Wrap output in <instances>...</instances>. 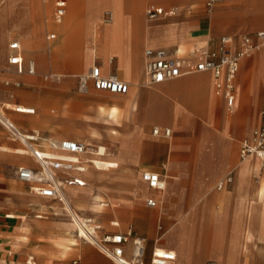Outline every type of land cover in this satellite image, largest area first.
I'll list each match as a JSON object with an SVG mask.
<instances>
[{"label": "crops", "instance_id": "crops-1", "mask_svg": "<svg viewBox=\"0 0 264 264\" xmlns=\"http://www.w3.org/2000/svg\"><path fill=\"white\" fill-rule=\"evenodd\" d=\"M206 2L207 0H151V5L171 8L174 12L168 16L156 18L151 24L148 38L146 37V33L142 32L139 37L134 39V46L130 51L128 48L123 47V45H116L114 47H103L102 45L103 59L97 55L98 57L94 61L91 45L93 43L96 45L100 43L98 29L96 30L95 27H93L92 40L89 43L90 61L88 69L91 65L97 63L101 66L103 74L116 73L122 80L128 82V92L120 95H126L130 91H134L139 95V100L144 110L141 106L137 108L138 120L133 124L134 127H142L144 133L151 136L148 127L151 123L156 124V122H151L149 118L156 119V116L152 115L155 111H162L164 114L161 119L164 124L162 126L156 124L154 127H159L161 134L157 136L164 137L165 140L151 136L149 146L142 147L143 145L137 136H132L129 139L126 138V140L123 139L121 144L116 139L118 149L121 147V150L115 170L101 171L90 167L85 171L82 168L80 171H74L73 174L82 178L85 184L83 186H67H76L78 192L75 195H79L84 199L88 198L93 203L97 200L116 202V206L109 204L104 206L100 211L89 210L87 212H90L93 215L90 217L93 218L101 215L104 217V215L106 216L105 211L107 209L118 208L116 213L118 221L113 220L117 225H113L112 221L108 223L109 218H105L103 222L107 229L104 230V227L101 225V231L126 232L131 228L134 237L139 236L144 239L143 264H151L152 252L157 247L175 252V260L168 264H207L210 260H214L216 264H219L215 259L217 257V250L214 248L211 234L197 232L199 228H196V226H200V229H203V226L208 224L203 217L195 213L197 205L207 204L212 197L213 204L218 213L217 217L220 218L227 207H232L236 203L235 194L240 189L241 192L250 198V206L264 207V167H261L260 159L255 155L243 161L240 159L241 141L249 138L252 131L262 124L261 107L264 105V47L252 51L240 60L241 64L244 58L251 57L255 51H259L261 54L255 56L254 66L251 64V68L254 69V75L250 81L243 85V90L239 92V96L237 97L239 65L235 79V102L231 109L228 108L223 97L215 94L212 73L210 71H203V73H210V82L213 95L216 98V105L218 104V100H221L224 106L223 110L236 113V118L238 116L239 98L248 95L252 105H254L262 95L258 123L252 127L246 136L239 140L237 156L233 152L225 154L219 151H215L213 155L197 154L193 153V151L192 153H184L186 148L182 142H185L191 136L188 132L176 134V131L178 129L182 130L184 127L186 129L189 128L192 120H196L200 124L202 123L198 117L190 118L188 115H186L188 120L184 122L183 127L176 128L173 132L178 139L176 142L181 146L171 154L166 139L172 137V128L167 124L168 118L166 113L172 107V98L166 93H156L154 90L143 85L146 83L144 50L148 47L164 48L173 56L188 57L189 55L186 54H177L179 45L192 46L193 49L205 46L211 50H216L220 44V37L229 35L233 38V42L228 45V49L230 52H235L239 49L240 39L244 35L250 36L254 43L259 42L255 34L257 31L264 29V0H223L215 2L210 9L207 8ZM51 3L54 10L53 0H51ZM140 3L142 12V9L148 3L147 0H141ZM68 6L69 0H67L66 14L59 23L53 20L52 10L50 22L57 25L61 24L68 13ZM108 8L114 12V20L109 24L103 23V25L114 23L116 18L114 7L109 6ZM105 10L101 14L102 21ZM152 20L154 19H149L146 16L145 21H142L146 24ZM120 23L110 28L109 32H118L120 31V27H122L121 34L123 35L126 26L123 23L120 26ZM45 29L46 41L51 42L57 39V32L49 28L46 20ZM50 32H55L56 38L48 40L47 35ZM184 34L188 36H183ZM37 36V32H33L31 38L34 39ZM15 39H18L20 42V51L24 63L29 59L35 61L36 74H29L27 72L17 73L15 67L8 63V56L7 59H0V102L4 100L2 103L14 102L22 104L34 111L32 113L18 112L8 108L6 109V115L7 110H10L8 112L10 117H8L21 132L37 133L40 136V140L36 143L37 147L40 150L52 153V155L66 157L68 154L52 150L49 147V138L57 140L69 138L84 142L89 146L85 140L71 137L72 135H76L75 132L62 134L57 129L76 128V120L78 118L77 99L83 97L91 100L90 97L85 95L94 96L96 95L95 91L104 90L90 89L88 93H80L77 90L76 78L80 73H56L60 72L61 65L64 63L58 57V54L61 52L54 55V59L49 51L37 50L32 52L33 56L40 63V70L42 72H39L36 59L24 56L20 41L22 38L19 36V38L15 37ZM146 42L151 43L147 45ZM45 54H49L51 59L54 60H50L46 71L47 64L45 65L43 61ZM245 64L250 65V59L244 60ZM48 72H52L58 75V77L60 76V79H44L42 75ZM197 73L182 75L173 80ZM61 76H72L76 79V84L73 85V81L70 78L62 82ZM53 81L62 82L57 87L67 90L73 89L75 93L56 94L52 90L54 85L51 83ZM94 101L96 108V104L100 102ZM122 101L123 99L119 101V105H121ZM100 104L106 106L112 105H107L109 103L106 102ZM66 105L68 107L65 108ZM214 107L210 110V113L213 112ZM224 123L228 124L231 122ZM87 126L88 124L86 125L83 121H80V125L78 126L85 129V135L88 131ZM91 127H93L92 124ZM224 127H227V125ZM166 128L171 129L169 137L163 134ZM211 128L216 129L214 127ZM204 132L205 130H203L202 126L201 135ZM105 137L108 138L106 134ZM196 140H194V144ZM162 143H166L168 146L166 156H163L162 159L159 158L158 163L150 162L151 157L155 158L156 155L160 157L161 151H159V145ZM19 146L24 147L17 138H14L0 124V264H116L94 244L76 239L73 235L75 229L71 217L57 203L59 199L38 195L31 189L29 183L17 178L16 169L19 166L36 167L37 165L29 153L17 152V147ZM93 156L92 160H95ZM138 156L144 158H141L137 162ZM81 162L78 160L79 166H83L84 162ZM166 163H171L169 172L172 178H169L167 175ZM146 170L155 171L165 178L166 186L163 191L150 188L142 179V172ZM229 173L232 174V182L220 190L217 189L216 183ZM142 183L146 189L143 188ZM67 187H65L63 196ZM200 187L203 189L201 191L205 196L203 195L204 198L196 204ZM212 188H214V193L206 194ZM119 190L122 191L121 195L118 194ZM165 191L164 197L163 193ZM70 194L73 193L70 192ZM148 198H153L155 205L148 206L146 204ZM60 201L62 202V200ZM49 213L52 215H49ZM58 214H66L68 217L57 216ZM108 224L112 228H108ZM257 232L259 236L264 237V229L260 227ZM231 253L233 251L227 248L229 258L231 257ZM132 255L133 245L130 239L125 244L124 256L127 259H131ZM218 255L220 256L219 251ZM254 264H264V254L257 253Z\"/></svg>", "mask_w": 264, "mask_h": 264}, {"label": "rangeland", "instance_id": "rangeland-1", "mask_svg": "<svg viewBox=\"0 0 264 264\" xmlns=\"http://www.w3.org/2000/svg\"><path fill=\"white\" fill-rule=\"evenodd\" d=\"M4 1L5 0H0V36H4L3 44L0 45L1 56H2L3 52H8V53L10 52L8 49V41L12 38H15V37L19 38V36H20L22 38V40H20L21 45H22V49L24 52V56L26 58H35L36 61L38 62V59L35 56H33V54H32V52L37 51V50L49 51V53L53 57V59L55 57L54 55H56L58 52H61L58 54V57H60L64 63H63V65H61V70H59L60 72H56L58 74L81 73V72H86L88 70V65H89V61H90L89 43L92 40L93 27H94L95 23H97V26H98V34H99V40H100V43H97L98 45H97V51L96 52H97L98 56L102 55V51H101L102 45H103V47H105V46L114 47L116 45H123V47L128 48L130 51L131 48L134 46V42H135L134 39L139 37V35L142 34V32L146 33L147 38L149 36V32L146 29V25L150 21L147 22L146 24H144L143 21H145V18H146L145 11H146L147 7L149 5H151V3L147 4L146 7H144L142 9V12H141V8H142L140 5L141 0H121L122 4L126 7L127 17L126 18L125 17L122 18V16L120 17L118 11L114 8L116 18H115L114 23H112L110 25H103V21L101 19V14H102V11L104 9H110L108 7L112 6L111 5L112 0H107L106 4L101 8L99 15L94 20L95 23H94V21H91L90 25L84 26L83 17H82L83 15L81 14L82 12H79V9H77L74 12L70 11V14L67 13V19L66 20H68V21H66V25L64 26L65 37L63 35L62 26H60L59 24L57 25V24H53V23L48 25L49 28L54 29L58 34L57 35L58 40L56 39V40H53L51 42H48L45 40V38H46L45 37V34H46L45 20L47 18L48 19L51 18V14H52V10H53L51 0H48L49 4H50V11H49L48 15L45 16L43 10H41L42 14L37 18V24L40 27L35 26V25L33 26V24L31 25V23H30L29 25L27 24L26 26H24L22 28L19 24L14 23L15 22L14 20L16 19V17H12V14L10 15V13H8V10L5 9V6L3 5ZM9 1L11 2L12 6L16 7L18 0H9ZM27 5H28V7L30 5L28 3V1L23 3L22 6L27 7ZM28 7H27V9H28ZM167 9H171V8H167ZM70 17H71V20H70ZM141 17H142V19H141ZM154 20H156V19H154ZM154 20H152V21H154ZM119 22H121L120 26L122 23L124 24V26H126L125 31L123 32V35L121 34L122 27H120V31L110 33L109 29L112 28L113 26L117 25ZM38 30H39V33L37 34L38 36L36 38L32 39L31 36L33 35V32L36 33V31H38ZM191 47L192 46L187 47L186 50L188 51L189 48H191ZM85 54H86V58H85ZM256 55H261V54L259 51H255L251 57H246L241 61L240 69H239L238 76H237V90H236L237 91V97L239 96V92L241 90H243V85L246 84L248 81H250L254 75V69L251 68V64L254 66V58ZM74 58L80 59V61L82 62L81 65L75 66L72 62H70L71 60L73 61ZM1 59H3V58H1ZM4 59H6V58H4ZM53 59H51L49 54L44 55L43 61H44L45 65L47 64L45 71L48 69L50 60H53ZM247 59H250V65L249 64L244 65V60H247ZM84 63H85V66L83 67ZM54 70L56 71V69H54ZM38 71L42 72L40 70V63L39 62H38ZM202 73L203 72H198L197 74H202ZM188 77L189 76L184 77V78H180V79H176V80H173L170 82H158V83H146V84H144V86H149V89L154 90L156 93H166V94L170 95L172 98V107L170 109L172 111V113H171V116L169 117V122H167L169 127L172 128V137L166 139L167 143L169 144L170 153L173 154V150L176 148V146H179V147L181 146L180 144L178 145V143L176 142V140H178V139H177L175 133H173V132L176 130V128H181L184 125L183 121L185 122L188 120L185 117L186 115H188V117H190V118L195 117V116L198 117L200 119V121L203 123V125H202V123L201 124L198 123L196 120H192L189 128L186 129V127H184L182 130L178 129L176 131V134H185L188 132L191 136V138L187 139L185 142H182V144H184L185 148H186V151L184 153H192V151H193V153H197V154L201 153V154L213 155V153L215 151H219V152L225 153V154H228L227 151H230L229 153L233 152L237 156L238 147H239V140L242 139L244 136H246L249 133V131L252 129V127L258 123L259 108H260V104H261V100H262V95H261V97H259V100L254 105H252V102L248 98V95L239 98V105H238V109H237V112H238L237 118H236V113H233V112L230 113V112L223 110L224 106H223V102L221 100H218L217 105H216V100H213V102H211L209 104L210 110L213 109V107L216 105L214 107L213 112L210 113V111H208V109L206 108V105H204L199 100H194L192 98V97H194V98L196 97V95H194L195 93L192 95V97L190 96V98H188L187 93L184 91H166L163 88L164 85H170L171 83L176 82V81H183V80L186 81V78H188ZM61 78H62V82H64L65 80H68L70 78L73 81V85L76 84V79L73 78L72 76H66V77L61 76ZM62 82L58 83L57 81H53L51 83L52 85H54L52 87V90L56 94L60 93V95H65L64 93H67V94L68 93H71V94L75 93V91L73 89L67 90V89H61V87H57L60 84H62ZM211 92L213 93L212 90H211ZM76 94L83 95L80 93H76ZM95 94L96 95H94V96L93 95L92 96L85 95V96L90 97L91 100L87 99V98H83V97H79L77 99L76 106H77V110H78V112H77L78 118L76 120V123H77L76 128H72V129L59 128V129H57V131L61 132L62 134H68L69 132H75L76 135H72L71 137L84 140L85 139V129L79 128L78 126L80 125V121L84 122L83 116H84L85 110H87L90 105H95L94 100H96L100 103L106 102V103H109L107 105H110V104L114 103V101L117 99L120 101L122 99L125 100L126 98L134 97V95H136V97L138 96V94L135 93L134 91H130L126 95L112 94V93H109L107 91H95ZM92 99H94V100H92ZM118 100H117V102H119ZM7 103H9V102H7ZM10 103H14V102H10ZM140 106L144 110L142 103L139 100L138 107H140ZM66 107H68V106L66 105L65 108ZM9 111L10 110H7V116L10 117V115L8 113ZM143 112H142V114H143ZM209 113H210V115L208 117ZM152 115H153V113H152ZM207 118H208V120H207ZM134 119L136 121L138 120L137 111L134 113ZM149 119L151 120V122L152 121L156 122V124L158 126H162L164 124V122H162L161 120H159L157 118L156 119L149 118ZM224 122H226V123L231 122V123L225 124ZM207 123L209 126L214 127L216 129L209 127L207 125ZM156 124L151 123L148 127V131L151 133V136H154L153 127L156 126ZM225 125H227V127H224ZM202 126H203V130H205L203 135H201L202 134ZM217 129H219V130H217ZM120 133L121 134L118 138V142H120L119 144L122 143L123 139L126 140V138L129 139L132 136L138 137L141 144L143 145L142 147H147V143H150V137L151 136L148 134H145L144 131L142 130V127H139L137 129L132 130V128L130 126H128L126 129H120ZM46 135H44V136H46ZM198 136H200L199 139H197ZM154 137L161 138V139L165 140L164 137H158L157 135H155ZM231 137H232L233 141H231L232 140ZM194 140H196L195 144H194ZM118 142L116 141L115 143H112L111 141L104 139V141L102 142L103 150L95 153L93 156V158L95 159V160H93V162L97 164L99 170H101V171H112V170H115L117 168L118 156L120 155V150H121V147L118 149V145H117ZM143 142H146V143H143ZM232 142H233V144H232ZM231 144H232V147H231ZM193 147H194V149H193ZM159 148H160L159 151H161L160 157L158 155H156L155 158L151 157L152 160L150 159V162L158 163L159 158L162 159L163 156H166V154L168 152L167 144L162 143L159 145ZM109 149L113 150V154L110 155L106 152V150H109ZM52 150L57 151V152H62V151H59L57 149H52ZM141 150H140V152H141ZM85 152H86V150L84 152H82L79 156H82ZM141 158H144V157L138 156L137 162H139V160ZM160 162H161V160H160ZM166 168H167L168 177L172 178V175L169 172V170L171 169V163H166ZM142 185H143V188H145L143 183H142ZM201 190L203 191V189L200 187L199 192H202ZM212 190L208 191V194L209 193L213 194L214 188H212ZM165 194H166V191L163 193L164 197H165ZM105 199H106V197H105ZM211 199H212V197H211ZM212 200L210 201V206L215 207ZM57 202L61 203V205H62V202L60 200H58ZM195 203L196 204L199 203V200L197 199V201ZM111 206H116V202H113V204ZM198 206H200V204L197 205V207ZM62 209L65 210L63 207H62ZM117 211H118V208L107 209L105 211L106 216L104 215V217L103 216H99V217L94 216V217L96 218L97 222L100 223L104 227V230H106L107 228L104 225L103 219L109 218L108 223L110 221H113V220L118 221V219L116 218ZM84 213H85L84 215L93 216L90 212H84ZM49 215H52V214L49 213ZM198 215L203 217L207 221L206 217L203 214H198ZM57 216L68 217V215H66V214L65 215L64 214H58ZM207 223H208V221H207ZM108 228H112L111 225H109ZM196 228H199L197 230V232H204L205 234L206 233L212 234V230H213L209 223L207 225H204L203 229H200V226H196ZM222 239H224V242H225V245H224L225 251L224 252L227 254V248L228 249L232 248L231 250L234 252V248H233V245L231 243L230 238H226L224 235ZM225 246H226V249H225ZM218 251H219V249L216 251L217 257L215 258L217 261L220 260V257L218 255ZM233 256L235 257L234 264L236 263L235 261H237L236 264H240L238 262L242 260V256L241 255L238 256L239 258L236 257L234 254H233ZM218 263H219V261H218Z\"/></svg>", "mask_w": 264, "mask_h": 264}, {"label": "built area", "instance_id": "built-area-1", "mask_svg": "<svg viewBox=\"0 0 264 264\" xmlns=\"http://www.w3.org/2000/svg\"><path fill=\"white\" fill-rule=\"evenodd\" d=\"M218 1L223 0H207V8L210 9ZM53 5V20L59 23L66 14L67 0H53ZM173 12L172 9L150 5L147 7L145 14L149 19H156L160 16H168ZM103 17L104 22H109L112 19V14L110 11H105ZM255 35L259 39L258 43H254L250 36L244 35L240 39L239 49L235 52H230L228 49V45L233 42V38L229 35L220 37V44L216 50H211L205 46L195 47L188 57L173 56L164 48L148 47L144 50L148 80L151 83H158L195 71H210L214 79L215 94L223 97L228 108L231 109L235 102V79L240 60L252 51L264 47V29L257 31ZM54 38H56L55 32L48 33V40ZM8 48L10 50L8 63L15 67L17 73L36 74L33 59H29L24 63L18 39H11ZM42 76L46 80L60 79V76L57 77L52 72L45 73ZM76 78L77 90L80 93H88L90 89H95L113 94H125L129 89L128 82L122 80L116 73L103 74L101 66L97 63L91 65L86 72L78 74ZM6 109H8V106L0 102V124L24 145L26 151L37 164L36 167L19 166L16 169L19 180L29 183L36 194L59 200L63 198L65 187L71 185L83 186L85 184L82 178L73 174L76 170H82V167L78 165L77 158L87 148L84 142L69 138L49 141L51 149H57L68 154L66 157L51 155L37 147L36 143L40 140L37 133H21L14 122L6 115ZM12 109L18 112L32 113L34 111L33 109L27 111H23L21 108ZM261 115L262 124L252 131L249 138L241 141L240 159L243 161L255 155L260 159L261 167H264V105L261 107ZM153 133L159 134V128L154 127ZM163 134L169 137L171 129L166 128ZM141 177L150 188L157 191H163L166 186L165 178L155 171L146 170L142 172ZM231 182L232 174L229 173L216 183V188L220 190ZM146 204L153 206L155 200L148 198ZM79 222L83 226V232H73L77 240L94 244L116 264H143L144 239L139 236L134 237L131 228L126 232L101 231V224L90 216H84L82 220L79 219ZM111 223L117 225L114 221ZM130 239L133 245V255L131 259H127L124 256V248ZM175 258L176 254L173 250L157 247L152 252L151 264H168L173 262ZM207 264H216V262L210 260Z\"/></svg>", "mask_w": 264, "mask_h": 264}, {"label": "bare ground", "instance_id": "bare-ground-1", "mask_svg": "<svg viewBox=\"0 0 264 264\" xmlns=\"http://www.w3.org/2000/svg\"><path fill=\"white\" fill-rule=\"evenodd\" d=\"M26 1H28V3L30 4L29 7L27 5L28 9L26 6H22L23 3H25ZM106 2L107 0H82V1L81 0H69L68 13L70 14V11L74 12L77 9H79V12H82L81 14L83 15L82 17H83L84 26L90 25V22L96 19V17L99 15L101 11V8L106 4ZM147 3L150 4L151 0H147ZM3 5L5 6V9L8 10V13H10V15L12 14V17H16V19L14 20L15 21L14 23L19 24L21 28L26 26L27 24L29 25L30 23L31 25L33 24V26L34 25L39 26L37 24V18L42 14L41 10H43L45 16H47L50 11V4L48 0H18L16 7L12 6L9 0H5ZM111 5L118 11L120 17L121 16L122 18L127 17L126 7L122 4L121 0H112ZM105 11H110L112 14V19L109 22H104V17H103V23L109 24L113 22L114 20V12L111 9H106ZM71 17H70V20H71ZM66 19H67V15L64 21L61 24H59L60 26H62L64 37H65L64 26L66 25V21H68ZM46 20H47L48 25H50L51 24L50 19L47 18ZM154 21H150L151 23L149 22L146 25V29L149 33L151 31V24ZM94 27L96 28V30L98 29L97 23H95ZM36 32L38 34L39 30ZM185 35L186 34H184L183 36ZM3 39H4V36H0V45L3 44ZM150 43L146 42L147 45H150ZM91 48H92V56L94 55L93 57L95 61V58L98 57L96 53L97 45L93 43L91 45ZM186 49H187V46L179 45L177 48V54L189 55L193 47L189 48L188 51ZM7 56H8V52H3L2 56L0 53V57L3 59L4 58L7 59ZM99 57L103 59V55H100ZM85 58H86V54H85ZM72 62L75 66H79L82 63L80 59H76V58H74ZM195 72H203V71H195ZM195 72H191V73H195ZM144 74H145L146 83H151L148 80V77L146 74V67H144ZM55 76L58 77V75H55ZM134 79H137V78H134ZM173 79H169V80H173ZM210 79H211L210 73L208 72L203 73V74H194V75L189 76L186 79V81L185 80L176 81V82L171 83L170 85H164L163 88L166 91H184L187 93L188 98H190V96L192 97V95L195 93L194 95H196V97L195 98L192 97V98L194 100H199L200 102H202L204 105H206V108L208 109V111H210L209 104L213 102V100H216L213 93L211 92L212 85H211ZM138 97L139 95L137 97L136 95H134V97L126 98L125 100L121 102V105H119V102L117 101H115V103L110 106H106V105L99 103V104H96L97 105L96 108L94 105H90L89 108L85 110L83 120L86 125L88 124L87 126L88 131H87V134L85 135L84 140L89 144V146H87L86 152L82 156H79L77 158L79 161L84 162L83 166L82 165L81 166L82 168H84L85 171H87L88 168L90 167L93 169L99 170L97 164L94 163L92 160V155L103 150L102 142L104 141V139H107L111 141L112 143H115L116 139L118 140L121 134L120 129H126L128 126H130L132 130L138 128V127L133 126V124L137 122L134 119V113L136 112L138 104H139ZM5 104L8 106V108H11V109L21 108L23 109V111H27L30 109V107L22 105V104L10 103V102L5 103ZM171 113H172L171 110L166 113L167 118H168L167 122H169V117L171 116ZM153 115H155L157 119L161 120L164 114L162 111H155V113L153 112ZM91 124L93 125V127H91ZM21 133L28 134L26 132H21ZM105 134L108 136V138L105 137ZM155 135H158V134H154V136ZM48 140L50 142H53V141H56L57 139L49 138ZM143 143H146V142H143ZM147 146H149V143H147ZM178 147L179 146H176L173 152ZM17 152L28 153L26 149L22 146L17 147ZM106 152L110 155L113 154L112 149L106 150ZM229 152L230 151H227L228 154ZM50 154L52 155V153ZM253 169H254V165H253ZM236 190H237V187H236ZM70 192H72L73 194H70ZM76 192H78V188L76 186L67 187L65 191V195L62 198V205L59 202L57 203L60 205L61 208L63 207L65 211L71 217V221L73 223L75 232L79 231L80 233H82L83 226L79 222V219L82 220L85 214L84 212H87L89 210L100 211L102 210L104 206L109 205V204L112 205L113 202L112 201L106 202L105 200H97L96 202L93 203L88 198L84 199L80 197L79 195H75ZM236 193H237L235 194L236 203L232 207H227L225 212L220 216V218L217 217L218 213H217V210L215 209L216 207L210 206V201L212 200L211 198L207 204L205 205L200 204V206H198L195 209V213L203 214L213 229L211 236L213 239L214 248L216 250L219 249V252H220V256H219L220 260H218L219 264H234L235 257L233 256V254L236 257L240 255L242 256V260L241 261L238 260L239 261L238 263L240 264H254L256 254L257 253L264 254V237L259 236L257 232L260 227L264 229V207L250 206L249 205L250 198H248L246 194L241 192L240 189L239 191H236ZM118 194L121 195L122 191L119 190ZM206 194H208V192H206ZM203 195L205 196V194H203L202 192L198 193L199 201H201V199L204 198ZM224 235L226 238H230L231 243L234 248V252L231 253L230 258L228 257V254L224 252L225 242H224V239H222ZM235 262L237 263V261ZM132 264H135V263H132Z\"/></svg>", "mask_w": 264, "mask_h": 264}]
</instances>
